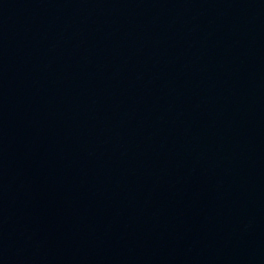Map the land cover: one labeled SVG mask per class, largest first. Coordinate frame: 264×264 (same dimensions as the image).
<instances>
[{
    "label": "water",
    "instance_id": "water-1",
    "mask_svg": "<svg viewBox=\"0 0 264 264\" xmlns=\"http://www.w3.org/2000/svg\"><path fill=\"white\" fill-rule=\"evenodd\" d=\"M0 264H264V0H0Z\"/></svg>",
    "mask_w": 264,
    "mask_h": 264
}]
</instances>
